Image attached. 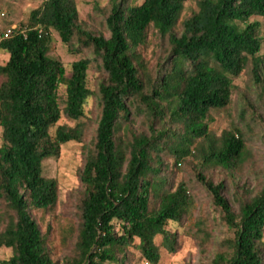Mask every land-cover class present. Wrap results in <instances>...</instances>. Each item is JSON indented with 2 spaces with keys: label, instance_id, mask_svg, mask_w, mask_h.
<instances>
[{
  "label": "trees",
  "instance_id": "obj_1",
  "mask_svg": "<svg viewBox=\"0 0 264 264\" xmlns=\"http://www.w3.org/2000/svg\"><path fill=\"white\" fill-rule=\"evenodd\" d=\"M187 1L110 0L106 37L78 24L75 0H42L10 35L0 34L7 55L0 65V249H11L0 264H59L30 209L56 204L58 185L43 162L69 142L83 144L85 163L77 237L63 264H159L163 250L176 252L177 233L167 226L187 219L197 201L174 169L189 158L233 232L207 264H264V182L237 196L235 211L224 185L205 175L237 170L249 151L252 138L239 126L217 136L211 125L248 67L261 83L264 0H196L189 14ZM150 31L168 47L156 66ZM54 32L70 54L83 55L69 76L50 56ZM92 67L102 79L100 113L86 143ZM258 103L264 114V90ZM63 116L73 125L59 124ZM195 224L210 245L208 225Z\"/></svg>",
  "mask_w": 264,
  "mask_h": 264
},
{
  "label": "rangeland",
  "instance_id": "obj_2",
  "mask_svg": "<svg viewBox=\"0 0 264 264\" xmlns=\"http://www.w3.org/2000/svg\"><path fill=\"white\" fill-rule=\"evenodd\" d=\"M78 12V24L97 35L108 36L105 25L106 11L110 0H75ZM42 0H0V34L8 28L18 26L27 21L29 13L41 4ZM196 0L186 2V13L196 8ZM264 23V19H261ZM55 42L52 45L50 56L60 60L66 70V75L71 74V66L74 61L83 55L75 56L68 52L66 46L60 41L54 32ZM148 55L153 66L163 64L166 61L168 50L164 40L150 31ZM264 55V48L262 50ZM7 55L0 50V65L5 64ZM88 88L93 95L88 99L86 107L88 115L92 118L86 143L91 140L94 133L97 116L99 96L98 87L101 74L90 68L87 75ZM264 90V64L261 67V83L254 81L251 67H248L242 75L234 80L232 101L224 111H214L215 122L211 125L218 136L225 129L239 126L245 135L252 138L249 151L243 158L239 168L235 171L213 169L205 172L207 178L215 184L224 185V197L228 200L233 210L237 205L235 198L245 196L244 191H250L264 182V114L258 103V95ZM61 107L64 88L60 89ZM73 125L74 122L61 117L59 124ZM57 125L52 128L55 132ZM83 144L69 142L61 147L57 158H49L43 162V174L56 180L58 185V198L54 206L49 209L31 208L30 213L39 225L43 235L48 240V246L54 261L63 264V260L71 251L77 237L78 216L76 204L82 191L80 175L85 163ZM176 178L190 180L197 201L190 216L181 223L170 222L167 226L177 233V251L174 253L163 250L159 264H207L219 249V243L232 236L230 230L214 209L211 195L196 179L198 168L189 158L178 164ZM201 218L208 225L213 236L210 245L203 244L202 233L197 231L196 222ZM133 249L129 251L131 257L135 255ZM11 255V249H0V261Z\"/></svg>",
  "mask_w": 264,
  "mask_h": 264
},
{
  "label": "built area",
  "instance_id": "obj_3",
  "mask_svg": "<svg viewBox=\"0 0 264 264\" xmlns=\"http://www.w3.org/2000/svg\"><path fill=\"white\" fill-rule=\"evenodd\" d=\"M13 29H14V27L8 28V29L5 31L4 36H8V35H10Z\"/></svg>",
  "mask_w": 264,
  "mask_h": 264
},
{
  "label": "crops",
  "instance_id": "obj_4",
  "mask_svg": "<svg viewBox=\"0 0 264 264\" xmlns=\"http://www.w3.org/2000/svg\"><path fill=\"white\" fill-rule=\"evenodd\" d=\"M10 256H11V255H10ZM10 256H9V257H10ZM9 257H8V258H9ZM8 258H7V259H8ZM3 260H6V259H3Z\"/></svg>",
  "mask_w": 264,
  "mask_h": 264
}]
</instances>
